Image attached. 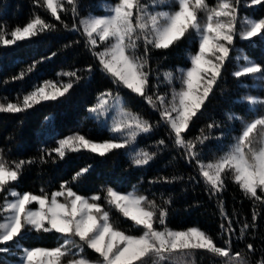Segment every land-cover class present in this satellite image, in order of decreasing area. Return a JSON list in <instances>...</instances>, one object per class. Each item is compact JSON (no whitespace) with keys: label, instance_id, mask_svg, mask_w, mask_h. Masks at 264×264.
Returning <instances> with one entry per match:
<instances>
[{"label":"snow or ice","instance_id":"obj_1","mask_svg":"<svg viewBox=\"0 0 264 264\" xmlns=\"http://www.w3.org/2000/svg\"><path fill=\"white\" fill-rule=\"evenodd\" d=\"M251 3L258 5L262 0ZM240 4L241 0H216L214 4L208 0H117L104 6L106 15L90 13L80 18L78 24L75 22L79 16L78 0H43L42 5L66 30L81 32L85 47L101 71L111 77L117 89L124 88L141 97L159 114V120L154 124L145 119L127 106L119 90L108 89L98 94L97 103L88 111L113 137L101 142L79 133L64 137L56 141V147L42 149L40 162L47 163L45 155L52 157L53 153L63 160L69 152L82 149L100 157L126 149L133 166L143 167L168 145L161 139L156 142L157 151H148L136 146L138 139L163 123L173 145L182 150L187 163L195 165L209 195L218 199L220 216L227 222L220 225L229 236L225 246H218L213 236L198 226L170 228L167 218L171 198L161 197L158 203L138 192L135 186L129 192L108 186L92 195L78 193L73 185L89 171L90 165L76 172L71 181H63L57 190L49 192L41 187L38 194L21 192L17 184L25 166L36 163V159L9 162L0 149V254L16 255L18 251V264H195L194 254L206 251L225 258L223 264H250L246 254L232 249L230 237L236 229L220 197L226 188V178L231 176L246 197L264 204V97L243 98L254 114L250 121L227 114L229 121L241 122L242 130L233 137L234 143L211 161H205L201 149L213 139L212 130L221 124L213 121L207 132L201 129L191 139L186 135L194 118L203 114L206 102L214 96L227 63L236 61L234 78L250 77L256 81L252 87L264 91V66L246 55L232 56L237 38L264 40V18L240 17ZM69 11L74 17L71 27L60 15ZM56 30V24L35 15L25 26H17L10 32L6 26L0 27V46L15 45ZM182 41L198 46L195 52L187 53L189 67L163 72L152 68L153 50H167ZM36 63L27 72L33 71ZM93 70L92 65L85 69L90 74ZM78 73L79 70H72L57 74L68 77L67 82L48 80L33 85L16 102H0V113H20L42 102L65 97L82 79ZM26 74L22 71L13 79H23ZM161 84L169 91L161 92ZM240 86L249 87L243 82ZM223 136L221 132L215 139ZM177 180L183 177H157L150 183L171 184ZM113 210L131 221V229H123L113 220ZM258 215L253 210V222L241 224V239L256 227ZM32 233L57 235V246L25 247L21 241ZM247 249L255 251L252 244ZM87 250L95 253V257ZM255 264H264V256Z\"/></svg>","mask_w":264,"mask_h":264},{"label":"trees","instance_id":"obj_2","mask_svg":"<svg viewBox=\"0 0 264 264\" xmlns=\"http://www.w3.org/2000/svg\"><path fill=\"white\" fill-rule=\"evenodd\" d=\"M102 0H78L79 16L75 17L78 24L82 15L88 11L102 12ZM114 1V0H112ZM101 2V3H100ZM214 4L216 0H208ZM43 5V0H0V27L10 32L17 26H25L35 15L57 25L54 32H46L30 40L18 41L11 46H0V102H16L24 94L32 90L33 85L44 81L67 82L68 77L58 76V73L79 70L82 77L79 83L74 84L65 97L57 101H46L33 108L20 113H0V149L5 158L14 160L36 159V163L25 166L23 175L17 187L21 192L30 191L38 194L41 187L49 192L57 190L63 181H71L72 176L80 169L91 166L89 171L73 185L74 190L82 195H92L108 186L122 192H138L161 202L171 198L167 224L172 229L182 230L191 226H198L213 236L217 245L224 247V241L229 236L221 230V223H227L219 213L218 199L209 195L206 186L199 179L194 164L186 162L182 150L177 149L169 138V130L163 123L159 124L152 133L143 135L138 139L139 145L148 151H157L156 142L163 139L167 147L158 152L157 157L148 165L135 167L125 149H117L100 157L88 150L69 152L61 160L45 155L47 163H41L39 157L42 149L54 148L56 141L71 132H77L89 139L103 140L109 138L111 133L91 118L88 106L97 101V96L108 89L113 92L120 91L127 106L134 112H139L152 123L159 120V114L154 111L138 95L130 90L120 88L112 83L99 68L97 62L85 47V37L81 32L66 30L59 21L51 16ZM66 7H68L66 5ZM240 17H252L257 20L264 18V0L254 5L251 0H241L238 9ZM61 19L71 27L74 17L69 11L60 13ZM78 41V43H77ZM66 45H68L66 47ZM236 51L232 56H248L251 60L264 66V40L252 38L235 41ZM197 45L191 41H182L167 50H153L151 53V66L160 72L177 67H189L188 51L195 52ZM55 53V55H53ZM34 62L33 71L27 72ZM93 66L90 74L85 69ZM236 70V61L226 64L223 79L215 89L214 96L206 102L203 114L194 118L187 132L191 139L200 134V130L208 131L207 126L213 121L220 123L221 127L212 130V137L201 149L205 161H211L226 151L234 143L233 137L238 136L242 130L239 120L229 121L227 114L232 113L244 121H250L254 114L249 111L246 96L264 97V91L254 87L256 83L250 77L234 78L232 72ZM24 71L27 74L23 79H13ZM249 87H241V83ZM152 83H156L155 75ZM179 87V84H177ZM161 92L169 91L167 86L161 84ZM4 98H7L6 100ZM221 132L224 136L217 140ZM55 158V162H53ZM183 177L175 183H150L157 177ZM189 177L197 179L190 180ZM199 181V182H198ZM226 188L220 199L224 201L226 211L234 221L235 234L231 235L233 251L246 254L250 264L264 256V204L253 201L244 195L239 186L233 182L231 176L226 178ZM103 194V193H101ZM255 210L259 215L255 221L256 227L249 229L243 239L239 237L242 223H252V214ZM113 220L123 229H131V221H127L118 212L113 210ZM135 231L134 229H132ZM21 243L25 247H55L58 236L53 234L32 233ZM252 244L254 252H249L247 245ZM13 251H16L15 249ZM95 257V253L87 250ZM16 255L0 254V264H14L18 260ZM195 264H223L225 258L214 256L206 251H198L193 257Z\"/></svg>","mask_w":264,"mask_h":264},{"label":"rangeland","instance_id":"obj_3","mask_svg":"<svg viewBox=\"0 0 264 264\" xmlns=\"http://www.w3.org/2000/svg\"><path fill=\"white\" fill-rule=\"evenodd\" d=\"M102 2V3H101ZM100 3H101V5H102V7H103V11L100 13V12H96V11H88L86 14H84V15H82L81 16V18L82 17H86V16H88L90 13L91 14H93V15H95V16H104V15H106L107 13L105 12V10H104V6L106 5V4H113V3H116L117 2V0H114V1H112V0H102ZM56 82H58V81H56ZM121 94V93H120ZM122 95V94H121ZM97 103V101H95L94 103H92V104H90L89 106H88V109L91 107V106H93L94 104H96ZM88 113H89V111H88ZM90 114V113H89ZM77 132H71V133H69V134H67L66 136H64V137H67V136H70V135H73V134H76ZM63 137V138H64ZM113 137V134L111 133V136L109 137V138H105V139H103V140H99V139H90V140H92V141H96V142H101V141H105V140H108V139H111ZM87 139H89V138H87ZM138 148H142L140 145H139V143H137V145H136ZM125 151L127 152V154H128V150H126L125 149ZM129 155V154H128ZM20 255V254H19ZM14 264H18V260L17 261H15V263Z\"/></svg>","mask_w":264,"mask_h":264}]
</instances>
